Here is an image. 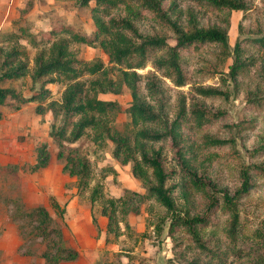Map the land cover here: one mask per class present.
Instances as JSON below:
<instances>
[{"label": "rangeland", "instance_id": "374dc122", "mask_svg": "<svg viewBox=\"0 0 264 264\" xmlns=\"http://www.w3.org/2000/svg\"><path fill=\"white\" fill-rule=\"evenodd\" d=\"M93 5L91 1L83 6L80 0H0V45L14 42L21 45L28 55L31 69L34 55L40 49H48L50 43L41 42L34 47L25 35L31 32L39 40L42 33L60 25H69L90 35L94 25L89 9ZM180 5L191 3L183 0ZM225 18V12L214 10L207 12L202 22L224 27ZM228 20L227 48L210 43L203 49L183 55L187 75L183 86H176L158 72L156 75L165 91L164 106L169 116L174 114L179 96H186L188 103L189 96L196 94L195 87H215L223 92L218 96L196 94L201 104L223 113L209 127L193 133L191 140L193 161L199 172L218 187L232 191L239 186V169L243 165L264 167V154L251 152L264 135V83L260 78L262 53L248 42L249 38L264 35V0H247V7L232 10ZM138 24L143 31L151 27V22L141 17ZM154 29L165 34L170 44L174 43L171 30L159 25ZM6 34L17 37L4 39ZM237 42L242 45L241 59L245 64L233 78L230 68ZM70 48L79 58L102 61L107 68L111 65L97 43H71ZM153 71L150 64L137 69L142 76ZM112 76L115 78V73ZM39 85L28 75L2 83V86L15 88L24 96L37 94ZM143 85L144 79L142 88ZM46 87L50 89L47 99L24 104L7 99L0 106V264L4 255L10 263L14 260L20 264L21 257L23 264H45L41 255L47 248V241L37 236L34 222L26 216L37 206L47 209L54 226L62 231L63 243L78 251L77 259L60 264H186L191 260H197L199 264H248L255 253L263 249L264 243L255 236L264 219V175L257 174L253 177L254 188L237 203L240 230L234 239L226 232L229 216L221 210L216 213L217 220L213 225L201 229L206 249L199 248L185 230L180 229L176 238L171 237L169 214L162 205L148 198L139 204L138 210L128 213L129 229L114 240L107 232V217L101 214L100 203L92 205L87 192L78 193L76 177L63 170V161L57 158V144L49 135L55 120L47 104L49 100L61 101L65 85L54 83ZM142 92L146 93L144 88ZM98 97L118 105L111 125L118 134H129L133 128L125 111L131 103L129 89L122 85L118 91L99 93ZM38 104L44 110L42 113L36 112ZM60 123L59 120L56 125ZM88 131L77 142L65 144L77 148L94 162L95 178H99L101 168L113 169L101 180L105 196L116 197L125 190L146 194L152 181L151 170L147 172V180L135 175L131 162H124L112 154L115 143L111 138L107 137L103 145H97L92 138L93 132ZM205 136L229 139L231 143L211 145ZM42 143L46 144L49 161L45 167L33 170L37 148ZM162 145L164 164L170 169L175 164L172 152L167 144ZM184 189L188 212L190 215L199 213L205 199L188 185ZM172 193L178 209L185 207L187 202L181 189L175 188ZM212 193L220 197L218 192L212 190ZM50 197L65 206L61 216L51 207ZM11 229L19 239L18 260L11 247Z\"/></svg>", "mask_w": 264, "mask_h": 264}, {"label": "trees", "instance_id": "16d2710c", "mask_svg": "<svg viewBox=\"0 0 264 264\" xmlns=\"http://www.w3.org/2000/svg\"><path fill=\"white\" fill-rule=\"evenodd\" d=\"M91 1L94 5L90 7L89 13L94 29L90 35L82 34L69 25L53 27L42 33L39 40L31 32L25 35L34 47H38L41 42L50 43L48 49H40L34 55L31 69L28 55L21 45L17 42L0 45V106L7 99L19 104L39 102L50 96V89L46 87L48 84L65 85L61 101L49 100L47 104L55 120L49 135L57 144V158L63 161V170L76 177L78 193L87 192L92 205L100 203L101 214L107 217V232L113 235L114 240L129 229L128 213L138 210L139 204L148 198L162 205L169 214L168 231L171 237L176 238L180 229L185 230L199 248L206 249L201 229L213 225L217 220L216 213L221 210L229 216L226 232L234 239L240 230L237 203L254 188V174L264 175V167L243 165L239 169V186L232 191L218 187L199 172L193 161L191 136L209 127L221 118L223 112L201 104L196 94L218 96L223 92L215 87H195L196 94L189 96L188 103L186 96H179L177 108L169 116L164 106L165 91L156 72L169 78L176 86H183L187 80L183 55L203 49L210 43L227 48L230 12L244 10L247 0H188L191 5L187 6L180 5L183 0H80V4L86 6ZM214 10L225 12L224 27L202 22L205 14ZM140 17L151 22L147 31H143L138 24ZM156 25L172 31L173 44L168 42L165 34L154 29ZM23 33L24 30L21 31ZM13 36L17 37L15 34H6L4 39ZM248 42L262 53L260 78L264 83V35L249 38ZM71 43H97L108 56L110 67L107 68L102 61L79 58L71 50ZM241 46L237 42L233 49L234 60L230 68L233 78L245 64L241 59ZM147 64L154 71L142 76L137 69ZM114 73L115 78L112 76ZM26 75L32 82L40 83L37 94L24 96L15 88L2 86L3 82ZM142 79L145 94L142 92ZM122 85L130 91L131 103L125 111L133 125L132 131L125 136L118 134L111 125L118 105L98 97L99 93L118 91ZM43 111L38 104L36 112ZM58 119L61 123L56 125ZM88 130L93 132L92 138L97 145H103L107 137L111 138L115 143L112 154L121 157L124 162H131L135 175L147 180V172L151 170L152 181L147 186L146 194L125 190L116 197L105 196L101 180L113 169L103 167L99 178H95L94 162L77 148L65 144L77 142L88 134ZM205 139L211 145L231 143L229 139L212 136H205ZM162 144H167L172 152L175 164L170 169L164 164ZM251 152L264 154V135ZM48 161L49 152L46 144L42 143L37 148L32 169L45 167ZM187 185L205 199L197 214L190 215L188 212L189 203L184 189ZM175 188L181 189L187 202L180 209L172 193ZM212 190L218 192L220 197L213 195ZM50 205L60 216L65 212V206L54 197H50ZM26 216L34 222L37 236L47 241V248L41 255L45 264L77 259L78 251L63 243L61 229L54 226L44 206L33 208ZM255 236L264 243V219ZM186 264L199 262L191 260ZM248 264H264V246Z\"/></svg>", "mask_w": 264, "mask_h": 264}, {"label": "crops", "instance_id": "0c3cea01", "mask_svg": "<svg viewBox=\"0 0 264 264\" xmlns=\"http://www.w3.org/2000/svg\"><path fill=\"white\" fill-rule=\"evenodd\" d=\"M12 231L10 232L11 234H13L12 239H11V247L13 248V250L16 251V260H18V248H19V239H18V235L16 234V232L14 231V229H11ZM15 237V238H14ZM11 248V251H12ZM12 254V253H11ZM8 258L5 257V255L1 258V264H16V262L14 260H11V263L9 260H7ZM20 264H23V261L20 257Z\"/></svg>", "mask_w": 264, "mask_h": 264}]
</instances>
